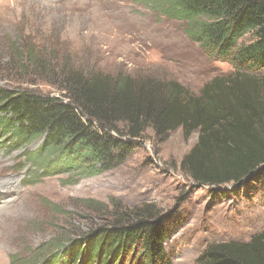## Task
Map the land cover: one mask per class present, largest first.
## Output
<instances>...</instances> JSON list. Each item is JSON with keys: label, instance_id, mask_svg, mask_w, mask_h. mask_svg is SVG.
<instances>
[{"label": "rangeland", "instance_id": "obj_1", "mask_svg": "<svg viewBox=\"0 0 264 264\" xmlns=\"http://www.w3.org/2000/svg\"><path fill=\"white\" fill-rule=\"evenodd\" d=\"M169 5L0 0V86L62 97L67 73L78 72L128 76L144 86L175 81L198 95L234 69L208 58L189 36L188 21L168 11ZM254 40L249 33L240 44ZM28 50L43 63H29ZM5 123L0 114V189L4 181L14 182L10 194L0 196V264H51L63 249L72 251L119 213L144 204L167 215L172 264H197L209 244L247 243L264 232V173L248 183L209 187L182 169L198 132L186 137L179 128L162 140L148 129L117 168L67 184L68 174L42 176L34 154L43 139L21 142Z\"/></svg>", "mask_w": 264, "mask_h": 264}, {"label": "trees", "instance_id": "obj_2", "mask_svg": "<svg viewBox=\"0 0 264 264\" xmlns=\"http://www.w3.org/2000/svg\"><path fill=\"white\" fill-rule=\"evenodd\" d=\"M167 1L205 55L233 73L198 95L175 81L144 86L128 76L78 72L67 73L62 97L0 86V114L12 136L43 139L34 154L43 177L68 174L67 184L98 177L121 165L148 129L163 140L179 128L186 137L199 133L181 165L196 183L240 185L264 173V0ZM249 33L255 40L240 44ZM26 55L31 64L43 63L34 50ZM166 220L153 204L119 213L51 264H172ZM197 264H264V232L247 243L209 244Z\"/></svg>", "mask_w": 264, "mask_h": 264}, {"label": "bare ground", "instance_id": "obj_3", "mask_svg": "<svg viewBox=\"0 0 264 264\" xmlns=\"http://www.w3.org/2000/svg\"><path fill=\"white\" fill-rule=\"evenodd\" d=\"M4 182L6 183V186H5L6 188L0 189V191H2V192H0V196H2L3 194H5V195L10 194V191L7 187L11 186L14 181L12 180V181H4ZM3 186H1V187H3ZM0 208L2 209V207H0ZM5 208H6V206H5Z\"/></svg>", "mask_w": 264, "mask_h": 264}]
</instances>
